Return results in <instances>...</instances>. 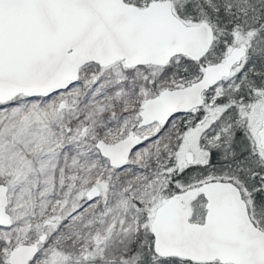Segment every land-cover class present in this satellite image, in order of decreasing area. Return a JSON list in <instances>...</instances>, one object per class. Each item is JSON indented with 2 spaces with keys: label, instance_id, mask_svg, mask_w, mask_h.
<instances>
[{
  "label": "snow or ice",
  "instance_id": "obj_1",
  "mask_svg": "<svg viewBox=\"0 0 264 264\" xmlns=\"http://www.w3.org/2000/svg\"><path fill=\"white\" fill-rule=\"evenodd\" d=\"M0 264H264V0H0Z\"/></svg>",
  "mask_w": 264,
  "mask_h": 264
}]
</instances>
